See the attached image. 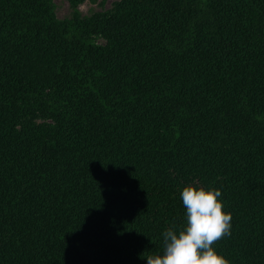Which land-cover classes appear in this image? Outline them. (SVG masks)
Masks as SVG:
<instances>
[{"label":"trees","instance_id":"obj_1","mask_svg":"<svg viewBox=\"0 0 264 264\" xmlns=\"http://www.w3.org/2000/svg\"><path fill=\"white\" fill-rule=\"evenodd\" d=\"M190 184L264 264V0H0V264H147Z\"/></svg>","mask_w":264,"mask_h":264},{"label":"clouds","instance_id":"obj_2","mask_svg":"<svg viewBox=\"0 0 264 264\" xmlns=\"http://www.w3.org/2000/svg\"><path fill=\"white\" fill-rule=\"evenodd\" d=\"M217 189L190 184L180 192L185 222L162 233V254L147 255V264H229L213 245L231 234L230 213L223 211Z\"/></svg>","mask_w":264,"mask_h":264},{"label":"rangeland","instance_id":"obj_3","mask_svg":"<svg viewBox=\"0 0 264 264\" xmlns=\"http://www.w3.org/2000/svg\"><path fill=\"white\" fill-rule=\"evenodd\" d=\"M112 0H80L75 4L68 0H51L52 12L59 18L81 17L109 7ZM99 40V39H98Z\"/></svg>","mask_w":264,"mask_h":264}]
</instances>
